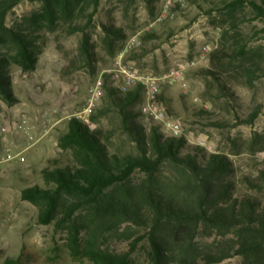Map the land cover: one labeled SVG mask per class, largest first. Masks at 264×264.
I'll return each mask as SVG.
<instances>
[{"label":"rangeland","instance_id":"obj_1","mask_svg":"<svg viewBox=\"0 0 264 264\" xmlns=\"http://www.w3.org/2000/svg\"><path fill=\"white\" fill-rule=\"evenodd\" d=\"M230 1L101 0L87 29L88 54L81 27L87 26L93 7L72 17L80 28L77 32L64 19L55 25L40 24L36 66L24 71L10 63L14 99L0 95V118L11 124L26 120L29 128L28 132L0 131V264H94L88 257L72 254L64 230L39 224L37 208L21 198V191L44 186L42 170L54 160L68 162L70 153L58 146L59 138L68 131L75 114L83 111L89 88L102 70L122 53L142 73L160 76L172 68H185L180 83L162 87L167 114L181 123V135L190 143L207 152L226 154L234 168L237 193L249 190L245 177L264 172V18L249 3L232 12L226 6ZM42 10L41 1L23 0L9 13L6 24L34 31L32 18ZM107 27L120 28L125 35L114 41L113 57ZM243 44L247 54L224 63V79L230 87L224 93L211 76L200 71L210 68L214 49H237ZM3 46L9 48L10 44ZM254 63L261 69L250 83L244 67ZM143 103L144 98L136 109L143 112ZM104 109L93 121L92 116ZM255 110H259L258 117L248 123ZM143 114L149 129L153 119ZM92 116L90 126L102 130L109 152H135V143L105 95ZM9 151L21 154L24 160L4 161ZM162 172L168 174L165 168ZM144 176L138 173L136 178ZM116 248L124 251L128 244L117 241ZM237 262L234 258L220 264ZM138 264H146L143 256Z\"/></svg>","mask_w":264,"mask_h":264},{"label":"trees","instance_id":"obj_2","mask_svg":"<svg viewBox=\"0 0 264 264\" xmlns=\"http://www.w3.org/2000/svg\"><path fill=\"white\" fill-rule=\"evenodd\" d=\"M21 1L0 0V95L6 100L14 99L8 65L15 63L24 71L36 66L42 22L55 25L64 19L77 32L72 17L93 7L87 26L81 27L83 48L90 53L87 29L101 0H30L43 3L32 18L35 32L6 24ZM247 3L264 18V0H231L226 6L233 12ZM106 33L113 57L114 41L125 35L111 27ZM6 44L10 47L4 48ZM245 48L214 49L210 68L200 72L211 76L222 92L229 91L224 63L246 55ZM260 69L257 63L244 67L250 83ZM104 91L136 150L111 153L101 129L72 118L58 142L70 153L68 162L54 160L42 170L44 186L21 191V198L37 208L38 223L64 230L72 254L94 264H138L142 256L146 264H220L234 258L236 264H264V172L246 176L249 190L238 194L226 154L207 152L185 135L169 136L154 120L148 129L142 121L146 115L136 109L143 99L140 88L121 93L107 77ZM158 99L167 102L163 93ZM105 111L95 113L93 121ZM258 114L255 110L248 123ZM138 173L144 178L137 180ZM117 241L127 243L128 249L118 250Z\"/></svg>","mask_w":264,"mask_h":264},{"label":"built area","instance_id":"obj_3","mask_svg":"<svg viewBox=\"0 0 264 264\" xmlns=\"http://www.w3.org/2000/svg\"><path fill=\"white\" fill-rule=\"evenodd\" d=\"M184 76L185 68L183 67L172 68L160 76L151 73H142L132 62L125 61L124 54L122 53L113 59L109 68L102 70L89 88L83 111L75 114L74 117L85 124H91V116L104 95V83L108 77L112 81V84L122 93L140 88L144 98L143 112L155 122L161 123L166 132H169L173 136H179L182 132L181 123L167 114L158 96L162 93V87L164 85L173 86L178 84L184 79ZM11 128L19 132L29 131L26 120L14 121L11 124L4 122L0 118V131L2 133H8ZM17 158L24 160L21 154H14L9 151L3 160L12 161Z\"/></svg>","mask_w":264,"mask_h":264}]
</instances>
